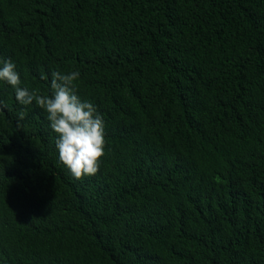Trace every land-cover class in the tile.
Masks as SVG:
<instances>
[{
	"label": "trees",
	"instance_id": "16d2710c",
	"mask_svg": "<svg viewBox=\"0 0 264 264\" xmlns=\"http://www.w3.org/2000/svg\"><path fill=\"white\" fill-rule=\"evenodd\" d=\"M9 58L79 71L105 145L75 178L0 81V264H264V0H0Z\"/></svg>",
	"mask_w": 264,
	"mask_h": 264
},
{
	"label": "clouds",
	"instance_id": "9594fccd",
	"mask_svg": "<svg viewBox=\"0 0 264 264\" xmlns=\"http://www.w3.org/2000/svg\"><path fill=\"white\" fill-rule=\"evenodd\" d=\"M0 81H5L15 89L16 100L21 105L36 103L47 113L51 129L57 134L55 141L59 161L80 179L85 175H95L100 158L104 155V120L96 107L82 100L77 94L75 81L79 71L51 73V94H41L40 89L21 87V79L15 63L9 58L0 60ZM41 79L48 76L41 73ZM0 100V107H6ZM25 111L18 113L19 121L25 119Z\"/></svg>",
	"mask_w": 264,
	"mask_h": 264
}]
</instances>
